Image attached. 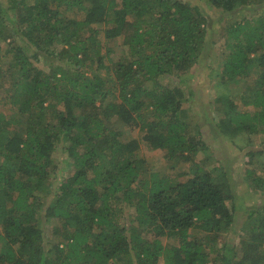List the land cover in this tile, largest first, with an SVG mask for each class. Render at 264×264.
<instances>
[{"label":"trees","instance_id":"obj_1","mask_svg":"<svg viewBox=\"0 0 264 264\" xmlns=\"http://www.w3.org/2000/svg\"><path fill=\"white\" fill-rule=\"evenodd\" d=\"M201 1L225 17L264 11V0ZM69 8L83 18H66ZM206 23L181 0L0 1V91L18 113L0 112V264H264V204L244 208L239 228L228 153L243 136L248 165L264 157V140L251 141L264 135V15L221 27V68L207 83L223 92L211 100L206 82L189 83L212 41ZM100 34L123 47L116 61ZM253 67L251 111L240 112L229 87ZM143 149L164 152L183 181L174 166L152 170ZM57 152L71 171L42 209L36 194L58 174ZM245 178L264 195V164ZM49 219L60 223L52 244Z\"/></svg>","mask_w":264,"mask_h":264},{"label":"rangeland","instance_id":"obj_2","mask_svg":"<svg viewBox=\"0 0 264 264\" xmlns=\"http://www.w3.org/2000/svg\"><path fill=\"white\" fill-rule=\"evenodd\" d=\"M3 1V0H0ZM184 2H189L192 5H198L199 9L203 11V14L205 15L207 19L206 23V35L207 38H211L212 41L208 40L209 42V47L206 52L203 51V56L204 59H202V64L195 65L193 68V73H190L189 75L192 74V77L189 81L190 84H196L206 82V84H203L202 87L200 88L201 90V96L202 98L210 99V95H215L220 92H223V88H219V83L217 80L213 83H207L208 82V77L211 75V78H215L217 73L219 72L221 66L219 67V62H220V55L221 51L223 50V41L224 37L219 33L220 29L223 25H226L228 23H233L242 20L243 18L247 19H255V17L259 15H264V11L260 12L258 11L256 14L253 13H237V14H232L229 17H225L222 15H226L225 13H222L221 10L215 9L211 7L209 4H204L201 0H181ZM62 13L66 18L69 19H75V20H80L83 18V13L77 9H62ZM225 17V19H223ZM222 18V21H219V19ZM97 29H101L99 26L96 27ZM100 41L101 44L103 45L102 52L105 53L107 48H111L113 50V54L110 56L112 60L116 61L122 54H123V47L118 45L114 41H108L106 44L108 47L106 48L104 44V40L102 38V34H100ZM25 52L27 55H31L33 53V50H30L28 47H24ZM61 47H58L57 50H60ZM36 66L41 68L47 67V64L43 63V60L40 59L38 63H36ZM199 69L205 70V74L200 72ZM252 76L248 80H242L240 83L235 84L233 86L229 87V97L234 101V103L237 105V108L240 110V112H248L251 111L250 106L244 105L245 101L249 100L248 93H249V88L250 86L254 83L258 76V70H256V67H253L252 69ZM98 75L102 76V78L105 76L104 71H97L96 72ZM87 75H91V72H88ZM212 80V79H211ZM213 81V80H212ZM162 83L164 84H169V85H175V82L173 81L172 78L170 79H163ZM216 83V84H214ZM0 112L4 113L5 116L8 119H17L18 118V113L15 107H13L7 99H5V94L3 91H0ZM216 119V118H215ZM113 127L115 129L119 130H125L126 133L130 134L133 138L138 137V131L137 129L131 130L128 128H123L120 127L117 124H114ZM243 136L235 139V144L231 145L229 147V154H231L233 157H237L235 162L232 164V177L233 179L237 182V186L235 188V191L238 193L240 196L235 203L239 204L242 202L243 209L239 210L237 214V222L239 223V228L242 224H244V221L246 220V211L245 209H250L251 207H255L257 205L261 206L264 204V195L259 193V192H254L249 184L246 181L245 178V171L248 168L256 170L257 173H260V169L262 165L264 164V157H255L253 159L252 165H248V157L245 156V150H242L240 152V148H243L246 146V140H241ZM264 140V135H259L257 137L251 138V141L254 142V147H260L259 145L263 142ZM215 152V150H214ZM216 157H219L218 151L215 152ZM141 155L142 157L148 162V165H150L151 169L153 170V167L159 171V173H169V170L171 171V166L172 165L170 162H167L165 157H164V152L160 151H146V150H141ZM203 154L198 155V159H201L203 157ZM54 158L55 161L58 165V174L52 173L51 177L47 180L45 187L37 192L36 197L38 199L37 205L40 203L42 209L43 207L49 203L52 199V196L57 193V190L59 188L60 182L66 180V176H68L70 173L67 171L65 174L60 171V168L63 169V167H66V159L65 157L60 154L59 152L54 153ZM180 166H176L175 170L173 172H170L172 176L178 178V180L183 181V178L178 174ZM40 207V209H41ZM245 208V209H244ZM43 213V211H42ZM131 215L130 211H127L125 209V213L118 215V222L120 224L123 223L124 217L127 219ZM58 223L54 219H49L45 223V234L49 242L52 244L53 242L60 241V238L52 231L53 227L58 226ZM62 225V224H61ZM62 228V226H61ZM68 230H72L71 227H68ZM196 231V230H195ZM194 231V232H195Z\"/></svg>","mask_w":264,"mask_h":264},{"label":"built area","instance_id":"obj_3","mask_svg":"<svg viewBox=\"0 0 264 264\" xmlns=\"http://www.w3.org/2000/svg\"><path fill=\"white\" fill-rule=\"evenodd\" d=\"M261 249H262V251H263V255H264V241H263V243H262V245H261Z\"/></svg>","mask_w":264,"mask_h":264}]
</instances>
